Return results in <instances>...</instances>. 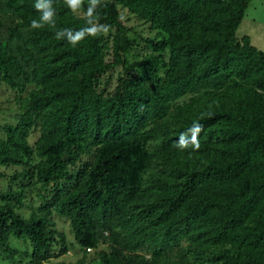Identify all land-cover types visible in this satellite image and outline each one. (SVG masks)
I'll use <instances>...</instances> for the list:
<instances>
[{
  "label": "trees",
  "instance_id": "1",
  "mask_svg": "<svg viewBox=\"0 0 264 264\" xmlns=\"http://www.w3.org/2000/svg\"><path fill=\"white\" fill-rule=\"evenodd\" d=\"M249 1L105 0L97 8L101 24L122 33L116 11L122 6L164 30L167 36L152 45L168 50L162 76L145 66V78H123L105 96L94 85L103 70L96 62L102 36H88L75 47L55 38L58 29L86 26L64 0H53L56 29H30L25 37L16 27L7 30L0 41L2 80L11 88L19 83L34 88L18 122L3 130L0 167L20 165L35 151L40 158L31 170L35 181L63 182L67 189H55L48 201L40 196L25 217L18 212L21 192L0 196V259H13L10 238L29 243L28 264H48L63 255L67 244L53 229L56 214L68 220L74 245L109 244L97 253L99 264H132L112 235L135 220L129 208L154 156L169 157L186 133V142L203 150L206 140L200 138H211L219 128L224 145L218 155L204 167L184 171L180 184L161 185L165 195L144 208L145 224L155 229L151 253L157 254L161 243L188 239L229 245L220 264H264V52L246 36L235 38ZM0 6L39 17L34 0H0ZM228 85L241 93L231 108L206 110L173 130L165 123L169 102L183 93ZM35 117L40 134L29 147ZM194 123L202 125L198 143L187 132ZM155 136L159 148L148 152L146 142ZM87 155L89 160L76 167Z\"/></svg>",
  "mask_w": 264,
  "mask_h": 264
},
{
  "label": "rangeland",
  "instance_id": "2",
  "mask_svg": "<svg viewBox=\"0 0 264 264\" xmlns=\"http://www.w3.org/2000/svg\"><path fill=\"white\" fill-rule=\"evenodd\" d=\"M85 7L87 0H84ZM118 20L123 26L122 33H116L115 28H110L102 36V43L96 59L103 70L94 77V85L101 96L110 95L114 88L123 78H145V66H151L162 76L167 68L168 50H155L153 43L167 36L158 25L141 19L130 13L126 8L116 6ZM83 19L82 15L74 14ZM32 18L26 15L4 10L0 6V41L4 40L7 30L16 27L25 37L30 30ZM246 36L250 45L257 51L264 52V1L250 0L243 17L235 30L236 40ZM0 68V141L5 139L4 128L14 126L19 117L27 109L29 92L34 88L33 84H17L14 88L9 87L2 80ZM148 82L145 81L144 85ZM241 93L233 85L224 88L207 89L199 91H187L175 98L168 104V111L164 117L165 123L172 130L188 120L200 116L206 110L218 107L231 108ZM40 134L38 119L35 117L34 124L29 130L26 141L29 147H33ZM206 140V147L199 150L192 143L185 149L178 148L169 157L154 156L149 169L143 176L142 192L130 206V212L137 214L135 220L128 227L112 235L115 245L122 248L124 254H128L132 264H220V256L228 250L229 245H199L188 239L161 243L157 254L151 253L154 244V231L145 224L144 208L159 200L165 195L160 190L161 185L180 184L183 181V172L189 168H201L213 160L224 145V140L219 128ZM178 141V140H177ZM160 137L155 136L146 142V150L152 152L158 150ZM179 142V141H178ZM40 158L32 152L29 160L23 158L20 165L0 167V196L12 198L14 193L21 192L23 205L19 206L18 212L27 216L30 210H34L41 196L45 201L52 198L55 189L62 193L67 189L63 182L42 186L35 181L31 170ZM89 160V156H83L76 164ZM75 167H72L71 173ZM179 170V171H178ZM57 191V192H58ZM5 194V195H4ZM54 224L53 229L61 233L67 244V251L60 256L47 261L48 264H99L97 253L107 251L109 244H97L91 248H80L73 244L69 233L68 220L56 214L51 216ZM124 238V239H122ZM117 242V243H116ZM9 245L14 251L13 259L2 257L0 264H28V258L24 255L29 251V243L22 239L10 238Z\"/></svg>",
  "mask_w": 264,
  "mask_h": 264
},
{
  "label": "clouds",
  "instance_id": "3",
  "mask_svg": "<svg viewBox=\"0 0 264 264\" xmlns=\"http://www.w3.org/2000/svg\"><path fill=\"white\" fill-rule=\"evenodd\" d=\"M105 0H87V6L85 7L84 0H64V4L74 14H81L85 25L78 30H72L70 28L58 29L55 32V38L58 40H66L73 47L77 46L88 36H99L106 34L109 30L108 26L101 24L100 16L97 12V8L102 6ZM34 8L39 13V17L32 19L29 25L30 29L38 30L45 26H49L56 29V10L54 8L53 0H34ZM202 131V125L194 123L187 132L191 133L192 141L198 143L197 137L199 132ZM186 134H182L178 142L180 149L189 147L186 142Z\"/></svg>",
  "mask_w": 264,
  "mask_h": 264
},
{
  "label": "crops",
  "instance_id": "4",
  "mask_svg": "<svg viewBox=\"0 0 264 264\" xmlns=\"http://www.w3.org/2000/svg\"><path fill=\"white\" fill-rule=\"evenodd\" d=\"M246 9V8H245Z\"/></svg>",
  "mask_w": 264,
  "mask_h": 264
}]
</instances>
